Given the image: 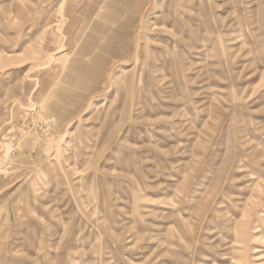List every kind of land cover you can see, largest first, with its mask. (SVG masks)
Instances as JSON below:
<instances>
[{
	"label": "rangeland",
	"instance_id": "1",
	"mask_svg": "<svg viewBox=\"0 0 264 264\" xmlns=\"http://www.w3.org/2000/svg\"><path fill=\"white\" fill-rule=\"evenodd\" d=\"M0 264H264V0H0Z\"/></svg>",
	"mask_w": 264,
	"mask_h": 264
},
{
	"label": "crops",
	"instance_id": "2",
	"mask_svg": "<svg viewBox=\"0 0 264 264\" xmlns=\"http://www.w3.org/2000/svg\"><path fill=\"white\" fill-rule=\"evenodd\" d=\"M86 50V49H85Z\"/></svg>",
	"mask_w": 264,
	"mask_h": 264
}]
</instances>
